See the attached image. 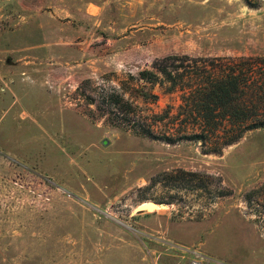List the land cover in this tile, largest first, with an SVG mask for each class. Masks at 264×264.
<instances>
[{
    "label": "rangeland",
    "instance_id": "1",
    "mask_svg": "<svg viewBox=\"0 0 264 264\" xmlns=\"http://www.w3.org/2000/svg\"><path fill=\"white\" fill-rule=\"evenodd\" d=\"M167 56L261 64L264 0H0V264H264V129L179 138Z\"/></svg>",
    "mask_w": 264,
    "mask_h": 264
},
{
    "label": "trees",
    "instance_id": "2",
    "mask_svg": "<svg viewBox=\"0 0 264 264\" xmlns=\"http://www.w3.org/2000/svg\"><path fill=\"white\" fill-rule=\"evenodd\" d=\"M176 60L181 62L175 63ZM168 61L171 67L167 66ZM155 70L156 73L143 71L140 78L148 86L133 88L132 92L145 103L157 100L152 87L160 82L168 84L169 92H180V105L173 118L185 124L191 120L193 128L184 127L179 138L201 141L211 147L210 151L219 153L245 132L264 129V58L259 64L250 58L197 61L187 56H167ZM153 118H170V111ZM139 134L158 138L148 129ZM159 138L168 143L174 141L169 135Z\"/></svg>",
    "mask_w": 264,
    "mask_h": 264
},
{
    "label": "bare ground",
    "instance_id": "3",
    "mask_svg": "<svg viewBox=\"0 0 264 264\" xmlns=\"http://www.w3.org/2000/svg\"><path fill=\"white\" fill-rule=\"evenodd\" d=\"M155 208H157L154 204H149V203H146V204H143V205H141V206H139L138 208H137V210L138 209H146V210H155Z\"/></svg>",
    "mask_w": 264,
    "mask_h": 264
},
{
    "label": "water",
    "instance_id": "4",
    "mask_svg": "<svg viewBox=\"0 0 264 264\" xmlns=\"http://www.w3.org/2000/svg\"><path fill=\"white\" fill-rule=\"evenodd\" d=\"M7 62H8V60H7ZM105 143H107V142L105 141ZM149 204L151 205L152 203L150 202ZM136 211H137V213H141L143 211V209H138Z\"/></svg>",
    "mask_w": 264,
    "mask_h": 264
},
{
    "label": "crops",
    "instance_id": "5",
    "mask_svg": "<svg viewBox=\"0 0 264 264\" xmlns=\"http://www.w3.org/2000/svg\"><path fill=\"white\" fill-rule=\"evenodd\" d=\"M91 6H94V5H91ZM90 8V7H89Z\"/></svg>",
    "mask_w": 264,
    "mask_h": 264
}]
</instances>
